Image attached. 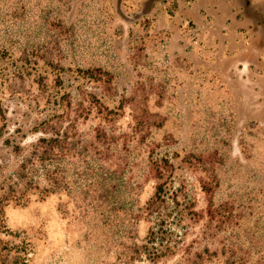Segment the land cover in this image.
<instances>
[{"label":"rangeland","instance_id":"1","mask_svg":"<svg viewBox=\"0 0 264 264\" xmlns=\"http://www.w3.org/2000/svg\"><path fill=\"white\" fill-rule=\"evenodd\" d=\"M44 121L63 135L53 179L21 177ZM163 154L220 216L177 215V253L130 263L264 264V0H0L5 264L129 259Z\"/></svg>","mask_w":264,"mask_h":264},{"label":"trees","instance_id":"2","mask_svg":"<svg viewBox=\"0 0 264 264\" xmlns=\"http://www.w3.org/2000/svg\"><path fill=\"white\" fill-rule=\"evenodd\" d=\"M90 77L101 79L98 78L101 76ZM104 81L107 82L108 79ZM57 85H62V81L59 80ZM1 116L4 120L5 115L1 114ZM59 117H62V115ZM42 124V128L35 130V132H42L44 135L49 136L38 137L30 157L20 167V176L25 177L29 167L42 164L44 167H48L45 175L51 181L53 178L49 166L55 156L59 154V151H64L60 143L63 135L60 130H55L49 124V121H44ZM46 128L51 130L47 131ZM149 162L150 174L155 183L154 193L143 205L142 210L143 215L148 219L147 221H150V227L143 243L135 242L133 247L129 249V254H127V256H130L129 259L123 260L119 264H132L129 260L132 261L133 256H147L156 262L162 257L175 255L178 248L176 242L173 241L174 231L167 227V223L171 222V219H174L177 215H180V219H183L185 215L194 219L206 216L211 222L220 216L219 210L213 202L211 182L202 183V191L206 194L208 203L205 210L200 212L196 209L195 199L188 194L184 184L178 187L173 186V175L176 167L171 156L168 154L152 155ZM50 191V188H43L41 193L44 194ZM25 197L24 193H20L19 196L15 195L13 199L20 204L24 203L25 200L23 199ZM206 249L208 251V248ZM5 262L4 247L0 245V264H5Z\"/></svg>","mask_w":264,"mask_h":264}]
</instances>
